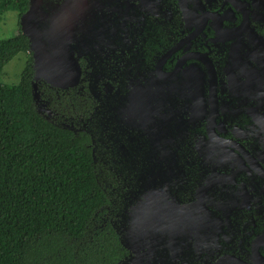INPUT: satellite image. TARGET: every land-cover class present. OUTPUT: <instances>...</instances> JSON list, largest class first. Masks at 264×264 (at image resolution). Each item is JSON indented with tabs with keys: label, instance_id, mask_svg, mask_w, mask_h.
Here are the masks:
<instances>
[{
	"label": "flooded vegetation",
	"instance_id": "1",
	"mask_svg": "<svg viewBox=\"0 0 264 264\" xmlns=\"http://www.w3.org/2000/svg\"><path fill=\"white\" fill-rule=\"evenodd\" d=\"M47 14L59 41L53 64L70 86L54 88L41 79L39 87L54 89L57 98L59 91L74 90L85 112L98 109L108 132L141 131L150 140L161 131L170 148L181 142L179 162L194 175L181 173L179 193L162 195L196 225L182 227L178 253L168 245L167 264H264V183L255 182L264 179L233 146L264 171V141L257 140L264 137V0H53ZM45 20L40 15V23ZM211 85L212 129L225 148L207 136ZM138 96L147 124L134 110ZM202 132L208 141L201 160L196 149Z\"/></svg>",
	"mask_w": 264,
	"mask_h": 264
},
{
	"label": "trees",
	"instance_id": "2",
	"mask_svg": "<svg viewBox=\"0 0 264 264\" xmlns=\"http://www.w3.org/2000/svg\"><path fill=\"white\" fill-rule=\"evenodd\" d=\"M32 1L0 0V22L7 13L17 17V31L0 38V264H167L168 245L178 253L182 227L196 224L180 209H171L163 195L149 191L154 185L178 194L179 175H194L192 167L179 162L181 142L170 148L161 131L150 140L141 131L108 132L98 109L85 112L84 100L74 98L70 88L65 91L69 94L59 91L57 98L54 89L37 85L53 119L39 113L33 53L19 26ZM50 8L53 0H42L38 11ZM37 14L33 23L44 41L53 21L48 14L45 22L37 23ZM18 54L26 56L18 84L2 83L4 67ZM70 116L84 119L90 131L83 123L69 122ZM64 123H71L72 129ZM201 137L196 150L202 160L208 140L204 132ZM263 138L261 134L257 140ZM183 148L186 151L184 143ZM112 176H120L128 186L121 197L110 191ZM255 182L264 183L260 178ZM107 212L111 220L103 225ZM139 221L146 225L145 235L137 228Z\"/></svg>",
	"mask_w": 264,
	"mask_h": 264
},
{
	"label": "water",
	"instance_id": "3",
	"mask_svg": "<svg viewBox=\"0 0 264 264\" xmlns=\"http://www.w3.org/2000/svg\"><path fill=\"white\" fill-rule=\"evenodd\" d=\"M41 2L42 0H33L28 10L19 19L20 29L22 33L25 34L26 37L28 38L29 46L33 53L32 54L33 66H34L33 93L35 91V86L38 80H41V79L44 82H46L49 86L54 87V88L66 89L67 87L70 86V83L68 82L67 78L63 74H61V71L58 70L56 66L53 64V44H54V41L58 39V38H55L56 36L53 37V26L52 28L47 29L48 31L45 32L44 41H43V35H42L41 30L33 23V17L37 12H38L37 17H36L37 23H40L39 21L40 15L42 16L44 14L46 19L48 17L47 13H44L42 10L38 11L39 7L41 6ZM63 11H65V9H63ZM51 13H53V11ZM51 15L49 14V19L51 18L50 21H53V17ZM61 37L62 39H64L62 35ZM209 70H210V79H211V84H212L215 81V73L212 67L211 68L209 67ZM214 88L215 86L211 85L210 94H211V103L213 104V112L211 113L212 116L210 117L209 123L207 125V136L211 142L217 144L220 147L225 148L224 146L227 143L219 139L212 129V122H213V119L216 113V110L214 107L216 104ZM201 94H202L201 81H197L194 103L198 104ZM134 105H135V108L134 107L133 108L138 118L144 124H147L148 117H147V114L145 113L144 107L141 103L139 96L134 101ZM233 146L236 149L243 152V155L246 157L250 168L258 176L264 179V171L258 166L255 159L252 156H250L247 152H245L243 148H241L240 146H237V144H234ZM233 159H235V161L239 163V161H237L236 156L234 154H233ZM242 192H243L244 204L245 206L248 207L249 206L248 192L246 191L244 186H242ZM160 194L161 193H155V195H160ZM260 240L264 241V235L261 236Z\"/></svg>",
	"mask_w": 264,
	"mask_h": 264
},
{
	"label": "rangeland",
	"instance_id": "4",
	"mask_svg": "<svg viewBox=\"0 0 264 264\" xmlns=\"http://www.w3.org/2000/svg\"><path fill=\"white\" fill-rule=\"evenodd\" d=\"M15 31H17V17L14 13H7L4 15L2 22H0V38H7L12 36ZM26 61V56L24 54H18L15 58H13L3 69L2 75H1V82L4 84H18L20 80V74L22 72V69L24 67ZM42 96L40 92L38 91L37 84L35 86L34 91V102L36 105V108L39 113H41L45 118L52 120L53 119V110L47 106V103L43 101ZM72 120H75V122L83 123V120L80 117L70 116L69 122ZM87 122V121H86ZM85 122V123H86ZM84 124V123H83ZM82 124V125H83ZM85 125V124H84ZM62 126L68 127L69 129H72L71 123H64ZM110 186V191L114 192L117 191V194L119 197L122 196L125 189H128V186L123 182V180L120 178V176H117L116 178L112 176L111 180L108 181ZM150 193H161L162 195L164 193L163 190L160 191L158 188H155L153 185L152 189L149 191ZM135 205V204H134ZM133 205V206H134ZM132 206V207H133ZM109 212L102 217V224L104 225L107 222H110L111 218H109ZM134 221H136V218H134ZM137 227L140 230L141 235H145L146 233V225L144 222L139 221ZM125 234L123 230H121V235ZM127 235V234H126ZM123 237L122 239H124ZM126 248L130 251L131 254H134V250L131 248V245L127 244ZM126 264V263H124ZM132 264H134V260L132 261Z\"/></svg>",
	"mask_w": 264,
	"mask_h": 264
}]
</instances>
